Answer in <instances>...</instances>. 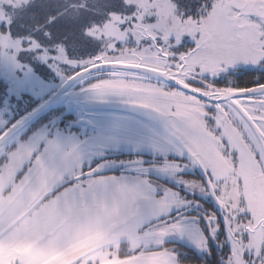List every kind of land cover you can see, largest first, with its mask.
I'll return each instance as SVG.
<instances>
[{
    "label": "snow or ice",
    "instance_id": "6c2138e0",
    "mask_svg": "<svg viewBox=\"0 0 264 264\" xmlns=\"http://www.w3.org/2000/svg\"><path fill=\"white\" fill-rule=\"evenodd\" d=\"M75 2L91 15L80 17L71 41L60 18L63 9L46 14L43 27L31 30L0 21V32L13 41L0 44V192L12 194L17 206L41 193L42 201L68 205L101 195L115 199L141 234L117 253L134 264H149L154 257L160 264H188L190 253L197 264H264V209L243 194L233 201L214 184L219 179L215 151L230 157L234 166L240 157L229 139V119L264 173V0H173L183 9L182 15L177 12L179 22L165 14V0H145L142 7L96 0L91 10L86 0ZM113 13L120 17L123 35L113 38L107 56L131 49L143 63H162L166 71L181 73L188 87L159 74L147 79L199 101L193 115L203 120L207 135L178 108L192 100L155 95L149 102L158 111L152 112L121 107L122 101L85 99V86L98 79L94 73L120 69L100 60L98 68L73 67L59 52L79 43L88 55L75 58L98 57L105 51L103 38L87 32L102 28ZM61 43L65 47L58 51ZM237 69L251 77L244 85L233 78ZM213 87L249 89L232 99L248 98L253 118L230 114L224 100L202 94ZM112 135L120 146H108ZM131 142L137 148L127 147ZM69 148L79 154L78 166L76 160L65 161ZM197 175L209 190L203 198L206 208L200 199L195 204L188 199L195 193L188 192L186 178ZM101 176L112 178L104 192L92 183ZM14 212V206L0 203L2 248L31 246L29 235L38 237L52 228L32 223L7 229L4 220ZM53 244L41 240L37 251L43 254ZM102 252L75 256L71 264H103ZM9 264H31V258L14 257Z\"/></svg>",
    "mask_w": 264,
    "mask_h": 264
},
{
    "label": "rangeland",
    "instance_id": "374dc122",
    "mask_svg": "<svg viewBox=\"0 0 264 264\" xmlns=\"http://www.w3.org/2000/svg\"><path fill=\"white\" fill-rule=\"evenodd\" d=\"M86 2L90 10L96 7V0H86ZM144 2L145 0H125V3L137 4L141 7ZM57 9H63V14L60 18L65 25L67 38L71 41L77 35L75 29L79 24L80 17L91 15V11L87 13L82 11L83 5L76 3L75 0H0V21L6 25H15L18 29L31 30L38 25L43 27L45 15ZM182 11L181 6L173 2V0H165V14L173 17L177 22L180 20L177 12L183 14ZM119 20L120 17L113 13L112 20L107 21L102 28L93 27L88 30L87 35L95 37L96 40L103 38L105 51H102L98 57H93L92 59H77L75 57L87 56L88 51L83 44L77 43L73 47L72 43H70L67 52H59L62 60L71 64L73 67L77 64H85L89 67L99 66L96 60H100V63L111 62L110 64L133 66L148 71L167 74L181 84L188 86L184 83L181 73H170L166 71L162 63H143L139 57L132 54L131 49L127 53L122 51L119 57L107 56V49L113 46V38L118 39L123 35L117 23ZM11 43H13L11 37L7 33L0 32V44L7 45ZM57 47L59 51L65 45L61 43ZM70 57L73 58L70 59ZM84 70H87V68ZM147 76L146 74L135 71L113 72L107 80L93 83L91 84L92 86L86 85L87 95L85 99L96 103L122 101L123 103L121 105L153 112L158 111V106L152 105L149 102V98L155 95L172 96L174 99L192 100L193 104L178 105V108H183V115L189 117L194 126L198 127L202 134H208L203 120H196L193 115L199 111L197 107L200 103L199 101H195L192 97L184 98L183 93H177L176 90H166V87H162L156 82L147 79ZM152 82L155 84H152ZM207 92V95L214 96L215 99L221 96V94L218 95V92ZM222 97L224 98L225 96ZM225 104L229 107L230 114L237 117H239L240 113L247 114L245 112L246 110H239L237 107L232 106V104L236 106H239L238 104L242 105L243 101L241 100L230 99L225 101ZM217 107L220 106L217 105ZM231 124L232 122L229 119L227 121V128L230 129L229 139L232 146L240 151L242 150L241 144L243 142L240 138V133ZM108 146L112 148L120 146L119 137L112 135ZM127 147L135 149L137 148V142H131ZM78 156L79 154L76 153L75 148H69L64 153L65 161L71 162L72 160H76L77 166L79 164ZM244 157L246 163L253 161L246 153H244ZM239 159L243 161L241 157ZM222 164L228 167L231 166V163L221 154L220 150H216L215 170H220ZM229 171H231V175L235 172V170ZM186 180L188 192L193 191L192 186L188 182L189 180L187 178ZM109 187L110 185L105 190ZM10 195L4 202L0 201V203L10 206L14 205L12 194ZM32 201H34L33 197L29 198L26 203L18 206L24 209L28 206L38 205L35 202L32 203ZM189 201L192 203L191 200ZM37 210V212L35 211L36 213H33L34 215L31 217L30 222L25 219L20 226L27 227L32 223L52 225L50 230L41 231L38 237L29 235V240L30 242L32 240L38 242V247L40 246L41 240L53 241V246L44 249L43 254L37 251L38 247L31 253H29V247L23 249L25 246L13 248L0 247V264H9L14 257H30L31 264H52L56 261H59V264H71L73 257L97 252L101 249H103V264H134L132 260H121L117 253L122 247L126 245L130 246L141 234L136 231L135 221L131 216L125 214L124 209L115 199L109 200L101 195L97 199H92L91 202L81 200L72 205L55 200L52 204L49 203L47 206L38 207ZM109 255L111 259L108 258ZM149 264H160V261L154 257L149 261Z\"/></svg>",
    "mask_w": 264,
    "mask_h": 264
},
{
    "label": "flooded vegetation",
    "instance_id": "af4514ba",
    "mask_svg": "<svg viewBox=\"0 0 264 264\" xmlns=\"http://www.w3.org/2000/svg\"><path fill=\"white\" fill-rule=\"evenodd\" d=\"M109 63L111 62H102L100 64H109ZM100 64H97V65H100ZM96 74L97 75L95 76L98 77V79H96L95 82L93 83L99 82L101 80L103 81L107 80L110 77L109 73H106V74L96 73ZM233 78L236 83H239L241 85V81L242 79H244V75L240 74V72L237 71L235 74H233ZM93 83L88 84V86H92L91 84ZM152 84H155V83L152 82ZM193 89L195 90L196 88H193ZM197 90L198 89H196V91ZM207 91L209 92L212 91L216 93L218 92L219 93L218 95L221 94V96H218L219 98H216V99L218 100L224 99L225 101H228L232 99V96H234L235 94L239 92L249 91V89L244 88V87L216 89L215 87H213L211 88V90L209 89ZM202 94H206V93L202 91ZM222 96H225V97L223 98ZM211 97L214 98V96H211ZM238 100L243 101V104L242 105L238 104L239 106L232 104V106L237 107V109L239 110H243V111L246 110L245 112H247V114H244V115L249 116L250 119L253 118L252 108L250 107L249 99L244 97ZM140 111H144V110H140ZM234 129L237 130L236 128ZM242 142H243V144H241L242 150H240L239 152H240V157L241 159H243V161L239 159L235 163V166H234L233 160L230 157H226L223 155L228 160V162L231 163V166L228 167L225 164H222L220 166V170H215V173L219 177V179H217L214 182V184H215V187L221 190V194L223 196H226L232 199L233 201L238 202L240 195L243 194L245 198L248 199L251 203H255L260 208L264 209V173L260 172L256 164L254 156L252 155L251 151L248 149V146L244 144L243 140ZM244 153H246L247 156H250V158H252L253 161L251 163H246ZM229 170H235V172L231 175V171ZM187 179L189 180L188 182L190 183L193 189V191L191 192L195 193V196H189L188 199L191 200L193 204L196 203L197 199H200L202 203V208H206L207 204L203 203V198L208 194L209 190L207 188H204L198 175L193 176V177H187ZM238 179H243L244 181L243 185H239L237 183ZM111 180H112L111 177L101 176V177H98L92 183L96 185L102 192L110 185ZM9 195L5 197V195H3L2 192H0V201L4 202ZM33 199L34 201H32V203L35 202L38 205H32L30 207L28 206L24 209H21L20 206L12 205L15 207L14 215L4 220V227L7 229H14V228L21 227L20 225L24 222L25 219L28 220L29 222L31 221V217L34 215L33 213L38 209V207L40 208V207L47 206V204L49 203L52 204L55 200H57V199H53V200H48V201H42V193L36 195L35 197H33ZM202 214L203 212H201V215ZM5 215L7 216V214ZM37 243L38 242L32 240V242H30L31 246H25L23 249L29 247L30 248L29 253H31L33 250H35L38 247ZM59 263H60L59 261H56V262H53L52 264H59ZM188 264H197V258L191 253L189 254Z\"/></svg>",
    "mask_w": 264,
    "mask_h": 264
},
{
    "label": "water",
    "instance_id": "95a60500",
    "mask_svg": "<svg viewBox=\"0 0 264 264\" xmlns=\"http://www.w3.org/2000/svg\"><path fill=\"white\" fill-rule=\"evenodd\" d=\"M106 65H110L112 68H119L120 70H118V71H129L130 69H139L140 71V73L141 74H146V75H149V74H159L160 76H168V78L169 79H173L171 76H169V75H167V74H164V73H159V72H155V71H148V70H145V69H142V68H137V67H133V66H125V65H120V64H106ZM98 67H100V65L99 66H94V67H91V68H98ZM118 71H112V72H118ZM84 73H87V70H84ZM95 74V73H94ZM81 75V73L79 72L78 74H77V76H80ZM88 79V76L85 74L84 75V80H87ZM83 81H81V83H82ZM176 82L178 83V84H181L180 82H178L177 80H176ZM183 87H188V86H185V85H183V84H181ZM192 91H196V90H194V89H192ZM244 92H246V91H244ZM240 93H243V92H239V93H237V94H235L234 96H236V95H238V94H240ZM234 96H232V97H234ZM241 98H244V97H241ZM221 100H224V99H221ZM225 101V100H224ZM89 103H96V102H92V101H88ZM124 106H126V105H121V107H124ZM128 107H130V108H132L133 110H141V109H139V108H136V107H131V106H128Z\"/></svg>",
    "mask_w": 264,
    "mask_h": 264
},
{
    "label": "trees",
    "instance_id": "16d2710c",
    "mask_svg": "<svg viewBox=\"0 0 264 264\" xmlns=\"http://www.w3.org/2000/svg\"><path fill=\"white\" fill-rule=\"evenodd\" d=\"M182 12H183V11H182ZM180 15H182V13H180ZM250 79H251L250 76H244V79H242V81H241V85H244V84L247 83Z\"/></svg>",
    "mask_w": 264,
    "mask_h": 264
}]
</instances>
